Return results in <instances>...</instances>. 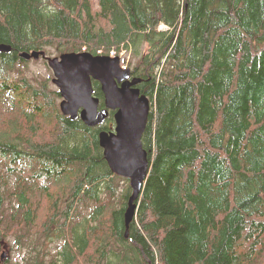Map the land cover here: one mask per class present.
<instances>
[{
    "label": "trees",
    "instance_id": "1",
    "mask_svg": "<svg viewBox=\"0 0 264 264\" xmlns=\"http://www.w3.org/2000/svg\"><path fill=\"white\" fill-rule=\"evenodd\" d=\"M0 44V264L8 238L25 264H264V0H0ZM49 48L125 51L150 101L127 231L129 181L97 137L113 113L98 128L60 113L19 58Z\"/></svg>",
    "mask_w": 264,
    "mask_h": 264
},
{
    "label": "water",
    "instance_id": "2",
    "mask_svg": "<svg viewBox=\"0 0 264 264\" xmlns=\"http://www.w3.org/2000/svg\"><path fill=\"white\" fill-rule=\"evenodd\" d=\"M11 51L0 44V54ZM19 58L29 61L43 58L53 74L52 84L61 101L59 110L69 121L81 120L87 128L102 126L113 113V132L100 130L98 145L110 171L129 181L130 196L124 212L126 231L135 218L137 201L144 187L149 161L142 145V136L148 122L150 101L135 87L140 79L131 78V71L120 66L118 56L92 55L88 52L63 53L47 57L43 51L19 53ZM97 82L102 94V107L94 96L92 82ZM127 232H125V236ZM5 254L1 255V259Z\"/></svg>",
    "mask_w": 264,
    "mask_h": 264
},
{
    "label": "rangeland",
    "instance_id": "3",
    "mask_svg": "<svg viewBox=\"0 0 264 264\" xmlns=\"http://www.w3.org/2000/svg\"><path fill=\"white\" fill-rule=\"evenodd\" d=\"M160 29L161 30H166V28L164 26H161ZM45 56L50 57V58L58 57L57 53L52 48H49V49L45 50ZM119 56H120V59H121V63H120L121 66L126 68L128 66V62L130 61L129 55L124 52L123 54H121ZM26 62H27V66H28V69H29L28 77L31 80L42 81V80H45V79L50 77L49 84H50V86L52 88L56 89L55 86L51 82L52 79H53V74H52V71L50 70V68L47 66L46 60L38 59L36 61L29 60V61H26ZM60 101H61V98L58 101V105H59ZM43 134H48V133L40 132V135H43ZM124 187H125V183L123 181H120L119 182V187H118V194L121 193V191H122V189ZM45 205H46V202H44V206ZM81 211L82 210L79 208L78 212H81ZM48 215H49L48 214V208L46 206V208H44V209L41 208V210L38 213V217H37L36 220L38 222L43 221V220H45L47 218ZM75 220L77 221V220H79V218H75ZM5 242L7 244V252H8V253H6V260L10 264H25L24 261H23V258L28 254V250L22 249V248L18 249L15 246L13 239H11V238L5 239ZM61 243H63L62 240L49 242V243L47 242L46 245L48 246V248H47L46 251H44L46 256H47V254H49L50 250H51V252H55L56 251L55 246H58ZM2 250H3V248H2Z\"/></svg>",
    "mask_w": 264,
    "mask_h": 264
}]
</instances>
